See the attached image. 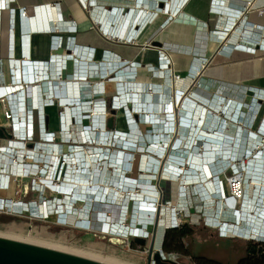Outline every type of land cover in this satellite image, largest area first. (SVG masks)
Returning a JSON list of instances; mask_svg holds the SVG:
<instances>
[{"label": "bare ground", "instance_id": "1", "mask_svg": "<svg viewBox=\"0 0 264 264\" xmlns=\"http://www.w3.org/2000/svg\"><path fill=\"white\" fill-rule=\"evenodd\" d=\"M90 2L94 4L95 0ZM152 3L153 2L150 0L137 1L136 4L140 5L141 7H143V4L148 7V13H145L144 16L143 11H139V9H136L135 7L126 17H124L121 12L118 13V9H116L115 12L111 14L104 13L107 12V10L102 11L96 9L94 11V17L97 22H101V24L99 23V26L102 25L104 32L108 33L109 38L119 39L124 42L132 41L139 34V32L134 29L137 23L141 22V27L143 28L152 20ZM85 5L87 7L90 6L89 0L85 2ZM5 6V0H0V12H2V9H4ZM178 7L180 8L179 4L177 5V8ZM19 13L18 25L19 32L21 34L19 42L20 57L13 58L11 61L9 72L10 77H13V80L11 79V84H9L7 88H0V101L6 102L8 110L10 109V112L12 111L13 115L10 118L14 119L15 123L18 124L20 128L19 136L21 137V139H19L22 140L24 137H28V133L25 132V127L29 123L28 120L30 119L32 127L34 123V116L32 112L33 108H31V106L29 110L24 108L26 101H28V97L25 93L28 91L26 85L29 86L30 90L28 92L31 98L33 95V101H35L34 106H38L40 110H43V106L46 103V101L41 100V91L43 86H50L52 88V86L55 85L56 87L57 83H59V81H61L63 78L70 80H72L73 77L74 79L76 77L78 79L84 78L87 76V74H90V71L93 74L97 72V74L106 77L109 74H112L114 70L118 69L122 64H124V62L120 61L119 56L114 55L112 52H97V50L88 51L87 48L85 49V47L73 48L74 51H76L82 58L86 60L83 62V66H78V71L73 73L74 75L68 74V72H65L64 68L62 67L60 69L58 64L63 63L61 61L63 60L62 57H54L53 60L48 59L42 62H35L33 58L34 53L32 44L29 38L31 34L40 31L49 32L54 28H57L60 31L70 30L74 29V27L71 26L70 23L63 24L65 21L61 22L63 17L58 12L57 6H44L34 10L32 14L28 13L27 11L21 12V10ZM45 15L48 18L47 20ZM113 23H116L117 25L114 30L112 29ZM232 40L236 41V46L243 48V46L238 42L237 38L234 37ZM90 56H95V59H98V61L102 63L99 66V70L90 68L86 64L87 59ZM104 59L106 61L108 60L109 62L105 64L103 62ZM168 61L170 62L171 60ZM169 62H167V64ZM169 67L172 69L171 66ZM1 72L2 71L0 69V74ZM194 72L197 71L194 70ZM194 72L193 75H197L194 74ZM170 74H172L171 78H173L172 70ZM166 76L167 73L164 72L161 77L165 78ZM134 78L135 76L122 73L117 75V78L114 81L118 83L117 89L120 97L115 99V108L118 110L122 106L132 102L135 105V110L142 114V123H147L148 125L152 126L154 125V128H151V132L148 135H144V132L138 125L132 126L133 132H107L104 129L106 122L103 120V116L107 115V118L112 121L114 120V117L102 111H96L95 107L91 105L94 103L93 99H86L84 101L81 100V102L83 101V109L93 112L92 119L94 120V124H96V126L100 129V133L90 130L86 131V138H91L99 143H105L107 148L111 142L116 140L115 142H117V144H121L122 147H126L127 150L119 148L113 149L110 147L108 149L104 148L102 151L96 150L94 152H90L86 151L83 147H79V149L76 151L77 157L70 153L69 155H65L64 158L62 157V160L60 161V168L62 166L63 160H66L65 171L67 168V181L72 182V176H74L73 173L75 171V167H72L71 165H73L74 159L80 157L83 164V171H80L82 174L81 179L79 178L78 181L74 179V183L69 185L66 183L56 184L54 181L52 182L51 179L53 178H51V176L53 174L54 168L56 169L58 164L57 157H54L57 147L46 142L43 149L45 153L43 163H51V161H53L54 165L51 166V169L46 173L45 177H43L45 178L43 180L44 183L48 184L57 192L61 191L67 194L73 193V190L76 186L79 188L78 192L76 191V194H73V201L77 202L74 207L72 206L73 203L71 202L65 206L66 203H55V201L52 200L50 203L51 206L49 208H51V210L53 209L56 214L64 212L61 214V219H63V216L67 218L68 212L76 213V217L79 216V219L77 220V227L88 229L90 224L89 220L91 219L92 213L91 210L94 203L93 201L96 198L95 196L88 195V188L92 190L93 184L91 183H96L97 181H99L98 183H100V181L106 183L105 177L110 174L109 169L110 166H112L113 169H115V173L112 175L110 174V182L113 186H120L122 182L123 185H121V187H124V183H128L130 186L135 184L137 187L135 189L130 186H125L128 188L126 192L118 191L116 201L121 202L124 198H126V203H118L116 205V203L114 204L111 201L114 197L113 192H116L115 187L113 186H109L107 189V192L110 193L107 194L106 197H100V201H105V206L112 214L110 216L107 212H104L99 215V218L103 223L102 230L104 233H113L116 237H114L112 240L116 243L123 242L121 237L122 235H138L142 236L143 238L151 236V231L147 225L152 224L155 221L159 212L160 203H162V193L161 189L158 188L157 182L163 183L165 179H170L173 177H180V179L183 180V187H186L189 184L195 185L196 191L198 194H201L202 199H208L207 201L214 200L215 203L217 202L215 206L217 210L214 213L207 215V222L212 228L219 229L224 235L228 237H241L257 242L264 241V145H262L263 147L260 148L261 150L254 152L257 146H261L262 140L260 138L259 132H254L246 128L253 123L251 114L253 113L255 107L253 111H251V108L246 110L243 109L245 108L244 101L227 100L225 104H223L224 98L217 97L215 100L212 98L209 100L206 99L204 100L206 106L201 109L199 119L191 130V128H189V126H192L191 115L196 103L192 102L193 104H191L190 100H186L182 94L183 90H177L176 92L175 86L173 85L175 84L173 79L171 81V86L164 88V86L159 87L156 84L153 87L156 91H163L160 101L154 102L152 100L147 101V98L149 97L148 93H151L152 95L149 85H136ZM31 81L35 82L34 84L37 82H46L40 87H36L35 85L32 87L33 84H30ZM53 81L56 82V84H53ZM60 84L62 86L55 94L61 97L60 99L62 102L64 104H80V99L75 98L74 96H77L81 93L74 90V92H76L75 95L73 97H68V94L65 90V84H67V81L65 83L61 82ZM81 85H85V89L83 90L86 92L85 94H87V96L100 93L103 90V84H98L97 86H93L91 84V87L89 84ZM184 86L186 87L188 84L186 83L185 85L184 83ZM67 87L69 88L68 91L70 94L72 91L69 85H67ZM56 89L58 88L56 87ZM79 90L80 89H78V91ZM164 90H166V92L169 94H165ZM18 92H20L21 95L17 96L16 98L15 95ZM253 96L255 99H257L258 97H264V94L257 92ZM149 98L151 99V97ZM20 102H23L22 106ZM96 103H98L99 106H105L104 101L95 102V104ZM19 106L21 107L19 108ZM176 106L178 107V114L176 112ZM255 106H257L256 103ZM20 109L22 111H20ZM126 109L131 122H135L132 119L134 117L130 116L131 110H128V107ZM70 112L71 109L67 108L66 114L63 115V129L65 134L64 138L68 141L71 136L69 133H66V129H71L69 125V116L71 115ZM218 113L223 114L224 116L217 115ZM216 119L218 123L217 131L210 133L208 131V127L211 128L212 125H215L214 122ZM169 122L174 125H169V127H167V123ZM232 124H236V127L234 133L229 134L225 128H227V125ZM8 127V125L4 126V128ZM259 128H261V132L264 133V123L260 125ZM152 130L155 131V134H153ZM43 135L44 138L54 140L53 135ZM130 135H136L139 139V142L141 143L139 144L130 141ZM20 140L7 141V143H5L6 140H4V143L2 145L0 144V160L2 159V165L0 164L1 169H3L5 164L8 167L10 166L9 168H11L13 172H32L34 174L36 173V175H41L42 173L40 172L41 168L39 165H29L30 162H27V165L25 164L23 167H21L18 161H15V159L10 157V153L14 151L13 149L15 148V145L19 146L23 144ZM181 141H188L187 149L191 150V155L188 159H184L183 157L177 155H168L169 149L171 148L172 150L173 147L174 149H178ZM170 142L172 144H170ZM210 142L221 144L224 146V149H214L212 148ZM27 150L30 149H25V151ZM134 151L152 152V155L146 154L138 160V167L140 166V169H143L142 172H144V174L140 177L141 179L128 176L129 173L132 172L131 166L134 165ZM153 153L158 154L160 157H164L167 154L168 157L166 161L162 163V160L154 156ZM252 153L255 154L256 159L251 161V158L249 157L252 155ZM29 154L33 156V159L39 158V156L37 157L36 152H32V150ZM253 157L254 156H252V158ZM101 160L104 162V166L101 168V170H99L98 166ZM219 160L220 162H217ZM239 161L242 162V164L239 163ZM186 164L189 166L186 167ZM228 166L234 168L237 173L236 176H233L230 179V183L231 185H234L235 191L238 190L236 187L243 185V182L246 179V174L249 175L248 179L252 181V183L250 182L249 191L246 194L247 196H242V198H240L241 200L234 198L230 193L228 183L229 181L224 183L222 181L223 178L215 176ZM243 168L246 171L243 170ZM97 175L99 176V179H97ZM121 176L123 177L122 180ZM89 177L93 178V182L90 181ZM96 187L98 188V194L100 196V194H102L101 189L104 190V187L101 185ZM138 191L141 194V198L133 199V203L130 205L131 199L127 197H132V195ZM181 193L180 207H187V201L185 200L186 191L183 189L181 190ZM88 197H90L92 201H87L86 199ZM84 200H86L85 203ZM17 205L18 203L10 204L8 202H3L0 199V206L2 207L19 209L20 206ZM59 205L62 206V208H59ZM29 206L36 214L41 215V213H43V208L40 210L42 205H28V209H30ZM24 207V205L21 206V208ZM116 210H120L119 216L115 215L117 213ZM176 211V209L172 208L169 210V221L173 225H176L177 223ZM229 215L233 218V221L224 220V217H228ZM53 216H57V218H59L58 215ZM117 217L118 221L116 220ZM112 219L116 221H113ZM62 222L66 223L67 220H62ZM7 227L10 230V232H6L7 234H12L11 232L20 229L15 224L9 225ZM40 242L45 245L48 244L49 247L51 245L50 248L54 247L63 251L80 253L83 256L92 257L94 259L98 258L97 253L94 252L98 250L92 251V248H90V251H88V249L85 247L75 244L66 250L64 248L65 246L63 239L54 240L48 238L46 235H43L42 241L40 240ZM105 262L109 264H139V260L135 257H119L115 254L110 255L105 260Z\"/></svg>", "mask_w": 264, "mask_h": 264}, {"label": "rangeland", "instance_id": "2", "mask_svg": "<svg viewBox=\"0 0 264 264\" xmlns=\"http://www.w3.org/2000/svg\"><path fill=\"white\" fill-rule=\"evenodd\" d=\"M97 29L98 25H97ZM115 42L116 41L114 40ZM113 41V42H114ZM122 43H119L120 46L126 47L129 50H137L136 48L141 47L146 49L145 46H141L139 39L136 41V43H128L126 44L125 42L121 41ZM151 42H148V44ZM152 48V47H151ZM111 51V50H110ZM125 51H127L125 49ZM128 52V51H127ZM75 55L74 58L84 62L86 61L84 58H82L77 52H73ZM57 55V54H56ZM49 56V55H48ZM52 56H55L54 54H50L49 57H47V60L50 59ZM65 59H67V55L65 56ZM54 59V58H53ZM128 60V59H127ZM130 62H132V58H129ZM1 63H3V58H0ZM11 61L12 59H7L6 64H4L3 69H1V74H0V85L8 87L9 84H11V77H10V72L9 68L11 66ZM103 62L106 64L109 62L108 60L106 61L105 59ZM91 67H97L99 70L101 62L98 61V59H95V56H91L87 59V62ZM62 63H60L61 65ZM65 65V64H64ZM63 65V66H64ZM134 65V66H132ZM130 64H123L121 65L118 69H115L112 74H109L106 77L101 76L100 74L96 75H90L84 77L83 81H80L77 77L72 80L70 79H65L63 78L60 83H65L67 81V84L69 85L71 89V96L75 95L74 90L77 89V86L81 84H91L93 86H97L98 84H103V90L100 93H95L94 95H85L82 100L86 99H93L94 103L91 104L95 107L96 111H101L110 114L111 116L114 117V120H109L107 118V115L103 116V120L106 122V125L108 122H113L115 124V128L113 129H106L107 132H118V131H124L126 133L128 132H133L132 126L133 125H138L141 130L144 132V135H148L151 132V128L154 126L148 125L147 123H142V114L135 110V105L133 103H128L125 106H122L120 109L115 110L113 106V99L114 97L118 96V83L114 80H116L117 75L119 73H123L125 71L126 75L130 76H135V83L137 84H146L149 85V88L152 90V95L151 93L149 94L147 101L153 100L158 102L160 101V98L162 96V92L156 91L155 88H153L156 84L159 82L161 85H166V81L170 78H165L162 77V81H157L156 78L160 77L163 75L164 72L167 73L168 70L163 69L162 71H156L155 73L151 72L149 70V64L142 65L140 63H133ZM67 72L68 74H73L78 71V66L76 64L74 65L73 61L67 62ZM108 66V64H107ZM152 66H158V65H152ZM1 68V67H0ZM163 68V66H162ZM86 70V69H85ZM170 74V73H169ZM190 74V70L188 72V76ZM116 77V78H115ZM167 77V76H166ZM196 78V76H194ZM46 82V81H45ZM45 82H37L36 84L33 83L32 87L35 85L36 87H40L43 85ZM56 84V82L53 81V84ZM153 85V86H150ZM28 87V85H26ZM45 87V86H43ZM52 86L51 92H56L60 86L56 85ZM176 87H179V85H176ZM29 88V87H28ZM61 88V87H60ZM55 89V90H53ZM30 90V89H29ZM35 90V88H34ZM128 90V89H127ZM77 91V90H76ZM33 92V90H32ZM177 92V91H176ZM31 94V93H30ZM139 94V93H138ZM147 94V96H148ZM42 96L44 99H46L49 94L47 90L42 93ZM52 102H46L45 105L43 106V110L38 109V106L35 105V101H33V95L32 98L28 99V106L33 108V116H34V135L30 137H26L23 141L20 140L23 144L16 146L14 148L13 153L11 154L12 158L15 159V161H18L21 167H23L27 162H30V164L34 165H39V167H42L43 161H44V145L46 142L49 144L47 140L43 137V132H52L55 133L54 136V141L50 142L54 144L57 147V151L54 153V157H57L59 161L62 160V157L64 158L65 155L74 154L77 156L76 151L79 149V147H83L86 151L94 152L96 150L102 151V149L106 148H119L123 150H127L126 147H122L121 144H117V142L113 141L109 144V147H106L105 143H99L96 142L95 140L89 142L90 140L86 138V131L87 129H94L95 132L100 133V130L97 128L96 124H94V120L92 119L93 112L91 111H86L83 109V103L81 105H70L71 108L74 110H77L79 112H82L84 115L81 113L77 114L73 125L71 126V129L69 131L70 134V139L69 141L66 140L64 137V132H63V115L64 111L67 107L66 104L62 102L61 98L59 95L51 94ZM104 97L107 100L106 107H100L98 103L95 104V100ZM194 97H196L194 95ZM259 98V97H258ZM253 99H255L254 96H248L244 98L245 102V108L243 109H248L252 108L251 105L253 104ZM46 101V100H45ZM226 102V100H224ZM110 103V106H109ZM95 104V105H94ZM90 105V106H91ZM263 107L261 112L258 114V118L255 120V118L252 120L253 123L250 125V129L254 132H260L261 128L259 126L261 125L263 119H264V102L262 103ZM136 112L130 113L133 119L136 123L132 124L131 120L129 119V116L127 114V109ZM198 107V106H197ZM203 108L202 104L199 105V107L196 109L194 113V118L192 120V126H189V128H193L195 123H197L199 119V114L201 109ZM115 110V112H114ZM10 109L8 110L6 102H1L0 101V130L6 134L5 137H1L0 139L2 140H8V141H19L18 138V133L16 132V126L14 124V119H11L10 117L13 114H10ZM176 112L178 114V107L176 106ZM176 114V115H177ZM220 116H224L223 114H217ZM256 115V114H255ZM255 115L253 117H255ZM126 118V120H125ZM5 125H8V128H4ZM244 125V124H243ZM246 126V125H245ZM236 124L232 125H227V128L225 130H228L229 134H232L235 130ZM154 128V127H153ZM259 128V129H258ZM249 129V128H248ZM153 134H155V131L152 130ZM8 134H11L12 136L9 137ZM16 135V136H15ZM102 137V136H101ZM261 140H263L262 137H260ZM129 140L135 143H141L139 142V139L136 135H130ZM177 140V139H176ZM251 140V139H250ZM264 141V140H263ZM187 142L188 141H181L179 144L178 149H169L168 155H177L180 157H183L184 159H188L191 155V150L187 149ZM170 144H172L170 142ZM211 144V143H210ZM264 142L261 143L260 147H256V150L254 152L261 150L260 148L263 147ZM212 148L214 149H224V146L218 145V144H211ZM30 149L25 151V149ZM264 149V148H263ZM36 152L37 157L39 158L33 159L29 153L31 152ZM129 150V149H128ZM75 151V152H74ZM225 151V150H224ZM201 152V151H200ZM135 158L133 159V168L132 172L129 173L128 176L134 177L136 179H141V175L144 174L143 169H140V166L138 167V160L139 158H142L146 154H151L152 152L149 151H134ZM154 154V153H153ZM168 155L166 154L164 157L158 156V154H154V156L160 158L162 160V163L166 161ZM23 158H22V157ZM252 156H255L254 153L249 157L252 159ZM21 157V158H20ZM77 159H74L72 167H75V171L77 172L73 173L74 176H79V168H80V163L79 161H76ZM32 161V163H31ZM66 160H63L62 162V167L61 171L59 174V177L54 180V182L57 184H65L67 182L65 178V162ZM55 162V161H54ZM220 162V160L218 161ZM52 165L54 164L53 161H51ZM239 163L242 164V162L239 161ZM27 165V164H26ZM102 165V166H101ZM104 166V162H99L98 169L101 170V168ZM189 166L186 164V167ZM10 167V166H9ZM23 171V169L21 168ZM115 169H113L112 166H110L109 172L110 174H114ZM243 170H245L243 168ZM71 171V170H70ZM246 171V170H245ZM244 171V172H245ZM222 178H225L226 180L231 179L235 175V170L234 168H231L230 166L226 167L223 171H221ZM19 176H14L11 184V188L9 190L5 191H0V197H4L7 199V201L11 203H21V206H25L24 208H21L18 210V213L12 212V209L10 208L7 211H0V236L4 237H10V238H17V239H22L24 241H30L33 242L34 244H39V245H45L40 240L42 241V236L46 235L48 238L51 239H63L64 243V248L68 250L72 245H79L82 247H85L90 251L89 249L92 248L94 251L97 253L98 258L100 261L105 260L112 254L118 255L119 257H135L139 260V264H147V258H148V246L150 243V239L147 240L146 246H142L138 243H136L131 237H128L126 235H122V241L121 243H116L112 239L116 237L113 233H104L102 230V224L99 222L98 219V211L103 210V205L100 202L93 203L92 206V213H91V223L88 229H82L77 227V220L79 219L76 217V213L73 212V214L69 215V219L67 220L66 223H63L62 221H59L57 216H51L49 218H41L32 213L28 209V205H31V203L37 202L38 204H41L47 199H52L53 197L57 196L58 198L61 199V201L64 203L65 201L63 199L66 198L69 199L71 198L72 195H64L62 194L63 192L60 191V193H53L52 190L46 187V185L42 184L43 177H45L46 174H41V175H34L30 173H24V172H19ZM108 175L105 177L106 183L103 181H97L96 183H91L93 184V188L98 185H101L104 187V190H102L103 193L107 191L109 186H113L111 184V175ZM64 175V176H63ZM122 177V176H121ZM249 175L246 174V179L243 182V189L244 193L247 194L249 191L250 187V182L252 181L248 179ZM99 179V177H97ZM123 177L121 178V180ZM78 181V179H76ZM93 182V180H90ZM156 183V181H155ZM41 185V186H40ZM121 185L122 182H121ZM120 186H113L115 187L116 192H113L114 197L111 200L114 204L116 205L119 203H126V198H124L121 202L116 201V196L118 195L119 192H126L127 187L125 186H130L128 183H124V187ZM158 188L161 189V197H162V203H160V223H159V230H158V241H157V249H160L163 253L164 256L176 260L182 264H201L198 260L194 259L191 254V242L187 238H181L179 231L175 230L176 225L183 227L186 224H190L195 228L197 231L198 235L201 237H209L211 235L215 237H221V238H239L242 239L245 242H257V241H251L247 240L241 237H228L224 235L219 229L212 228L209 223L207 222V215L214 213L216 209V203L214 200L207 201L205 199H202L201 194H198L196 191V186L195 185H187L186 187H183V180L180 179V177H173V178H168L163 181V183L157 182ZM133 188H137L135 184L133 186H130ZM106 188V190H105ZM186 191V204L187 207H180V197H181V190ZM79 188L77 186V192ZM52 191V192H51ZM96 190H92L90 193V196L95 195L96 200H100L99 194H96ZM110 193V192H109ZM108 193V194H109ZM102 195V194H101ZM100 195V196H101ZM140 193L135 192L132 197H127L131 199V204L133 199L141 198ZM106 195L104 194V197ZM247 196V195H245ZM109 197V196H108ZM241 200V199H240ZM69 201V200H68ZM210 202V204H209ZM73 203V207H74ZM118 207V206H117ZM176 209V218H177V223L176 225H173L169 221V210L170 209ZM122 209V208H121ZM107 212L110 216L112 215L108 209L104 210ZM117 213L115 214L116 216H119L120 210H116ZM118 217L116 218V220ZM113 221H116L112 219ZM224 220L226 221H233V218L230 217H224ZM118 221V220H117ZM15 224L18 226L20 229L17 231L11 232L12 234H7L6 232H10L9 228L7 226ZM147 227L150 229L151 232H153V227H154V222L152 224H148ZM167 242V246L164 247V242ZM49 247V245H45ZM51 247V245H50ZM54 248V247H53ZM63 248V249H64ZM57 249V248H55ZM60 250V249H59ZM239 249H236L235 252L230 251L228 248L224 249V244L220 245L219 247H213L210 248L206 251V256L209 258H214L218 259L224 262L228 263H235L243 256V253L238 251ZM63 251V250H62ZM68 252V251H67ZM83 256V255H82ZM87 257V256H85ZM92 258V257H89ZM107 263V262H106ZM155 264V262L153 263ZM206 264H211L209 261H207Z\"/></svg>", "mask_w": 264, "mask_h": 264}, {"label": "crops", "instance_id": "3", "mask_svg": "<svg viewBox=\"0 0 264 264\" xmlns=\"http://www.w3.org/2000/svg\"><path fill=\"white\" fill-rule=\"evenodd\" d=\"M96 1L95 5L86 8L80 0H7V8L2 9L1 12V58H3V63L0 61L1 69L7 59L20 57L21 34L18 17L21 8L57 6L58 12L63 17L61 22L70 23L74 29L60 31L54 28L49 32L40 31L31 34L29 38L35 62L46 61L50 54L66 56L76 52L74 47H91L97 52H112L121 60L132 58V62L142 65H160L162 51L171 55L173 59L171 67L178 77L180 76L179 80H182L180 81L182 84H177L176 81L173 84L176 91L183 90V97L190 100L191 104L196 103L198 107L202 104L204 108L206 106L204 100L211 98L244 101V98L253 96L257 92L264 94V47H262L264 0H222V3H218L219 0H188L187 5L184 6L181 5V1L177 16L171 15L170 10L162 13L157 8H152L150 23L142 30H138L139 25L134 29L139 32L138 39L141 46L154 41L161 42L163 46L146 49L138 47L137 50H129L120 46V42L108 40L106 35L97 29V25L99 28L101 22H97L94 17L96 9L107 10L104 12L107 14L111 13L109 9L116 7L117 9L136 7L139 11H143L140 9L141 6L136 4V0ZM234 21H236L235 26ZM112 26L113 30L117 27L116 23ZM245 30H250L252 34L255 32L260 37V44L250 43L249 46L252 47L250 49L224 48L227 45H236V41L232 40L234 37L240 42V36ZM195 57L198 60L203 59L204 66L200 70L199 66L193 65ZM63 64L65 63L61 64L62 68H64ZM193 67L195 71L197 70L194 72L197 74L196 78L188 76L189 70ZM122 74H126L125 71ZM161 78V76L157 77L156 80L162 81ZM184 83L188 86L185 87ZM58 85L60 86V82ZM157 85L166 88L172 83L168 80L166 85H161L160 82ZM160 91L163 93L162 90ZM164 93L169 94L166 90ZM257 100L263 103L264 97L253 99L251 111ZM251 118L254 119L253 116ZM214 124L211 128L208 127L210 133L217 131V119ZM249 126L246 128L251 130ZM104 129L106 130L107 127ZM259 135L264 140V134L259 133Z\"/></svg>", "mask_w": 264, "mask_h": 264}, {"label": "built area", "instance_id": "4", "mask_svg": "<svg viewBox=\"0 0 264 264\" xmlns=\"http://www.w3.org/2000/svg\"><path fill=\"white\" fill-rule=\"evenodd\" d=\"M81 2H82V4L87 8V6L85 5V2H87L88 0H80ZM90 1H92V0H89V5H95V3L97 2L96 0H95V3L93 4L92 2H90ZM137 1L138 0H136L135 2L137 3ZM150 1H152L153 3H152V8H157L159 11H161L162 13L163 12H166V11H168V10H170V14L171 15H174V16H177V14H178V9L180 10V8L178 7L177 8V5L182 1V6H184V5H187V3H188V0H150ZM5 2H6V6L4 7V9L5 8H7V0H5ZM223 1L222 0H219L218 1V3H222ZM177 3V4H176ZM153 4H154V6H153ZM140 6V5H139ZM143 7H140V9H142L143 10V16L145 15V13L147 12V6H145L144 4L142 5ZM179 6H180V4H179ZM39 8H42V7H38V8H33V7H24V8H21V12H25V11H27L28 13H30V14H32L33 13V11L34 10H36V9H39ZM124 8L125 7H119L118 8V13L119 12H121V14H123L124 16H128L130 13H131V10H133L132 8H130V9H128V11L126 12V13H124ZM152 8H151V10H152ZM114 9L116 10L117 9V7L116 8H113V10L112 11H109V12H111V13H113L114 12ZM244 9V8H243ZM111 13H109V14H111ZM0 23H1V12H0ZM233 24H234V26H235V24H236V21H234L233 22ZM139 25V26H138ZM138 26V30H142L143 28L141 27V22H138L137 23V25L135 26V28ZM53 30V29H52ZM99 30L102 32V34H105L106 35V38L108 39V40H116V41H119L120 43H122L121 41L122 40H119V39H111V38H109L108 37V33L106 32H104V30H103V27H102V25L101 26H99ZM51 31V30H50ZM1 37V36H0ZM138 40V36L135 38V39H133L132 41H126L125 43L126 44H128V43H132V42H134V43H136V41ZM260 37L258 36V35H256V33L254 32L253 34H252V32L250 31V30H245V31H243V34L240 36V45H242L243 46V48H252V47H250L249 45H250V43H253V44H260ZM124 42V41H123ZM263 42H264V40H263ZM146 48H155V46H152V43H149V44H147L146 46H145ZM231 48V50H233V49H235V48H239L238 46H236V45H227L226 47H224V48ZM262 47H264V45H262ZM87 48V50L89 51V50H93L94 51V49L93 48H91V47H85V49ZM261 48V47H260ZM96 51V50H95ZM107 52V51H106ZM221 52V51H220ZM0 53H1V39H0ZM59 55V54H58ZM57 55V57H62L63 58V62L65 63V65H67V62H69V61H73L74 62V65L76 64V66H83L84 65V63L82 62V61H80V60H78V59H76V58H74V54L73 53H69V54H67V59H65V57L64 56H61V55H59L58 56ZM115 55V54H114ZM72 56V57H71ZM54 57H56V55L55 56H52L51 57V60H53V58ZM91 57V56H90ZM160 57H161V63H160V65H158V66H152V65H150L149 66V70L151 71V72H153V73H155L156 71H162L163 69H166V70H168L167 71V77H165V80H166V78H170L169 80L170 81H172V79H174V82L176 81V83L177 84H182L180 81H182V80H179L180 79V76L178 77V75H177V73H175V71L173 70V69H171L169 66H171L172 65V62H173V59H172V57H171V55L168 53L167 54V52H160ZM0 58H1V56H0ZM120 58V57H119ZM13 60V59H12ZM168 60H171L170 62L168 61ZM120 61H122V62H124V64L126 65V64H128V62L132 65L133 63H135V62H130L129 60H121V58H120ZM167 62H169L168 64H167ZM60 63V62H59ZM198 63V64H197ZM90 68H95V69H97V67H91V65H89V63H86ZM194 64H196L197 66H199V70H200V68L201 67H203L204 66V62H203V59L202 58H200L199 60L197 59V57H195L194 58V61H193V65ZM59 65V67H61V65L60 64H58ZM64 65V64H63ZM64 65V70H65V72H67V66H65ZM123 65V64H122ZM192 65V66H193ZM132 66H134V65H132ZM162 66H163V68H162ZM1 69V68H0ZM171 70L173 71V78H171V75L172 74H169V73H171ZM194 67L193 68H191L190 69V74H189V76L190 77H194V76H196V75H193V72H194ZM197 71V70H196ZM95 74H97V72H95L94 74L93 73H91V71H90V74H87V76H90V75H95ZM71 75H74V74H71ZM11 79L13 80V77H11ZM66 79V78H65ZM84 79L83 78H80V81H83ZM33 83H35V82H33V81H31L30 82V84H33ZM172 83V82H171ZM67 85L68 84H65V90H66V93L68 94V97L70 96L71 97V93L69 94V88L67 87ZM62 85L60 84V87H61ZM90 86V85H89ZM29 87V86H28ZM27 87V90L29 91V88ZM91 87V86H90ZM0 88H7L6 86H3V85H0ZM78 89H80L79 91H78ZM83 89H85V85L84 86H82V85H79V86H77V92H80L81 94H78L77 96H74L75 98H78V99H80V104H70V103H65L66 105H67V107H66V109H65V111H64V114H66V112H67V108H69V109H71V115L69 116V118H70V121H69V125H70V127L73 125V123H74V121H73V119L75 120V118H76V116H77V114L79 113H81L82 115H84L82 112H79V111H77V110H74L73 108H71L70 107V105H81L82 104V102H81V100H82V98L85 96V95H87V94H85L86 92L83 90ZM104 89V88H103ZM47 90V92H48V94H49V96L46 98V99H44V97L43 96H41L42 97V99H43V101H45L46 100V102H48V101H50V102H54L52 99V96H51V94H55V93H57V91L56 92H51V88H50V86H46V87H43L42 88V93L43 92H45ZM55 90V89H54ZM151 90H152V88H151ZM28 91H26L25 93H26V95H27V97H28V99H29V97H30V95H29V92ZM76 93V92H75ZM19 95H21V93L20 92H18V93H16V98H17V96H19ZM56 95V94H55ZM73 97V96H72ZM117 97H120V94H118V96H116V97H114V99H113V106H115V99L117 98ZM31 98V97H30ZM41 99V100H42ZM60 99V98H59ZM214 99V98H213ZM152 100H153V98H152ZM96 102H99V101H104L105 102V106H100V107H106V104H107V100H106V98H104V97H100V98H98V99H96L95 100ZM171 102H172V100H171ZM21 103V106L23 105L22 103L23 102H20ZM130 103H132V102H130ZM256 103H257V106H254L255 107V111H253V113L251 114V116H254L255 114V120L258 118V114L261 112V110H262V107H263V105H262V102H259L258 100L256 101ZM223 104H224V102H223ZM21 106H19V108L21 107ZM258 106H259V108H258ZM24 108H26L27 110H29V106H28V101H26V104L24 105ZM39 109V108H38ZM114 109L116 110V108L114 107ZM196 109H197V105L195 106V108H194V110H193V113H192V115H191V119L193 120V118H194V113H195V111H196ZM20 111H22L21 109H20ZM102 112H103V110H101ZM32 112H33V110H32ZM130 112H132V110L130 111ZM105 113V112H104ZM132 113H134V111L132 112ZM11 114H13L12 113V111H11ZM134 114H136V112L134 113ZM29 117V116H28ZM28 125H26V127H25V132L26 133H28V137H30V136H33L34 135V123H33V127H32V123H30L31 121H30V119L28 120ZM134 123H136V122H132V124H134ZM264 123V119H263V121H262V123H261V125ZM14 124H15V126H16V132L18 133V137H20L19 136V134H20V128H19V126H18V124H16L15 122H14ZM137 124V123H136ZM169 125H171V122H169V123H167V127H169ZM173 125V124H172ZM106 127V126H105ZM98 128V127H97ZM99 129V128H98ZM94 131V129H87V131ZM100 130V129H99ZM30 131H32V132H30ZM66 133H69V131H70V129L68 128V129H66ZM63 132H64V129H63ZM259 133H262L261 131L259 132ZM43 134H45L46 136L47 135H53V136H55V133H52V132H43ZM262 134H264V133H262ZM16 136V135H15ZM43 137H44V135H43ZM26 137H24L23 139H22V141L25 139ZM19 139V138H18ZM20 139H21V137H20ZM45 140H47L48 142H49V144L50 145H54V144H52V143H50V142H53L54 140H49V139H47V138H45ZM89 142H91V141H93V139H91V138H89ZM4 140H2V139H0V144L2 145L4 142H3ZM7 141L8 140H6V142L5 143H7ZM214 143H216V142H214ZM217 144V143H216ZM250 144V143H249ZM218 145H221V144H218ZM55 146V145H54ZM14 150V149H13ZM256 150V149H255ZM13 152V151H12ZM12 152L10 153V157H12L11 156V154H12ZM76 156V155H75ZM77 157V156H76ZM77 160L76 161H79V163H80V168H79V172L82 170L83 171V164H82V161H81V159H80V157H78V158H76ZM102 161V160H101ZM100 161V162H101ZM2 159L0 160V164L2 165ZM218 162V161H217ZM60 161L58 160V164H57V166H56V169L54 168V171H53V174H52V176H51V178H53V179H51L52 180V182L55 180V179H57L58 177H59V174H60V171H61V168H60ZM1 165H0V179H1V182H0V191H5V190H9L10 188H11V184H12V180H13V177L14 176H19L20 174L18 173V172H13L12 170H11V168H9L7 165H5L4 164V167H3V169H1ZM54 165V164H53ZM51 166H52V163H48V162H46V163H43V165H42V167H40L41 169H40V172L42 173V174H46L50 169H51ZM62 167V166H61ZM132 168H133V166H131ZM75 170V169H74ZM75 172H77V170L76 171H74V173ZM25 173V172H24ZM30 174H32V175H34V173H32V172H30ZM67 171H66V173H65V178H66V181L65 182H67L66 184H73L74 182L73 181H75L76 179H78L79 180V178L81 179V177H82V174H81V172H80V174H79V176L80 177H78L77 176V174H76V176H72V182H70V181H67ZM89 174V173H88ZM222 172H219L217 175H215V176H217V177H221L222 178ZM237 175V173L235 172V175L234 176H236ZM98 176V175H97ZM75 177V178H74ZM99 177V176H98ZM90 178V180H93V178H91V177H89ZM45 179V178H44ZM43 179V180H44ZM75 179V180H74ZM224 183H226V182H228L229 183V189H230V193L232 194V196L234 197V198H237L238 200H240V198H242V196H244L245 197V193H244V189H243V185L242 186H238V187H236V188H238V190L237 191H235V188H234V185H231V183H230V179H228V180H226L225 178H223V180H222ZM42 184L43 185H46V187L47 188H49L50 190H52L53 191V193H60V192H57L55 189H52L48 184H46V183H44V181H42ZM41 186V185H40ZM76 190H77V186L74 188V190H73V193H69V194H67V193H62V194H64V195H72L71 196V198H69V199H67L66 200V198L65 199H63L65 202L64 203H66V205L65 206H67L68 205V203H74V204H77V202H74L73 201V194L75 193L76 194ZM92 190H96L97 192H96V194H98V188L96 187V185H95V187L94 188H92ZM90 188H88V195L90 196V193H91V191H92ZM51 191V192H52ZM104 194L107 196V194H108V192L106 191L105 193H103L102 192V196H99V197H103L104 196ZM101 195V194H100ZM93 196H95V195H93ZM105 196V197H106ZM0 199L3 201V202H8L7 201V199L6 198H4V197H0ZM52 200H54L55 201V203H60V202H62L61 201V199L60 198H58L57 199V196H55V197H53L52 199L50 198V199H47V200H45L44 202H42L41 204H38L37 202H34V203H31V205H37V206H41L42 205V207H40V210L43 208V213H41V215L40 214H36L33 210H32V208L29 206V210L32 212V213H34L35 215H37L38 217H40L41 216V218H49V217H51V216H53V215H58L59 216V218H58V220L59 221H62V220H68V216H69V214L71 215V214H73L72 212H68V215H67V218H65L64 216H63V219H61V214H63L64 212H60V213H58V214H56L55 213V211H53V209L51 210V208H49L50 206H51V201ZM69 200V201H68ZM87 201H89V200H91L90 199V197H88L87 199H86ZM86 200H84V203H85V201ZM102 200V199H101ZM92 201V200H91ZM94 203H96V202H100V203H102V204H104L102 207H103V210H100V212L98 211V219H99V222H101L102 223V221L100 220V218H99V215L101 214V213H104L105 211L104 210H106L107 209V207L105 206V201H100V200H96V198L94 199V201H93ZM9 203V202H8ZM132 203H133V201H132ZM21 203H18V205L17 206H20V208L19 209H16V208H14V209H12V212H15V213H18L17 211L18 210H20L21 209ZM130 205H131V200H130ZM73 206V205H72ZM59 208H62V206H60L59 205ZM10 208H5V207H2V206H0V211H7V210H9ZM55 213V214H54ZM89 220V219H88ZM91 220V219H90ZM89 220V221H90ZM90 223H91V221H90ZM103 225V224H102ZM89 226H90V224H89ZM177 227H179L178 225H176ZM176 227V228H177ZM126 236H128V237H131L132 239L134 238V237H136V236H138V235H131V236H129V235H126ZM151 236H152V232H151ZM151 236H147V239H150L151 238ZM140 237H142V236H140ZM148 252V251H147Z\"/></svg>", "mask_w": 264, "mask_h": 264}, {"label": "water", "instance_id": "5", "mask_svg": "<svg viewBox=\"0 0 264 264\" xmlns=\"http://www.w3.org/2000/svg\"><path fill=\"white\" fill-rule=\"evenodd\" d=\"M110 11L113 10L109 9ZM128 11L124 8V13ZM115 12V9H114ZM126 17V16H124ZM152 46L162 47L163 44L159 41L152 42ZM110 106V103H109ZM115 112V110H114ZM108 129L115 128L113 122H108ZM0 136L5 137L6 134L0 130ZM11 137V134H8ZM256 159L255 156L251 159ZM161 208L154 221V227L150 243L148 246L147 264H182L176 260H172L163 255L160 249H157L158 230L160 223ZM133 240L146 246L147 238L136 236ZM254 241V240H251ZM264 242V241H261ZM0 264H109L98 259L82 256L80 253L62 251L55 248H50L44 245L34 244L22 240L13 239L10 237L0 236Z\"/></svg>", "mask_w": 264, "mask_h": 264}, {"label": "trees", "instance_id": "6", "mask_svg": "<svg viewBox=\"0 0 264 264\" xmlns=\"http://www.w3.org/2000/svg\"><path fill=\"white\" fill-rule=\"evenodd\" d=\"M175 230L179 231L181 238L189 239L191 242L190 254L201 264H206L207 261L211 264H264V242H245L239 238H221L213 235L201 237L190 224L179 226ZM221 244H224V249L228 248L232 252L239 249L238 251L242 252L243 256L235 263H228L205 255L208 249L219 247ZM163 246H167L166 240Z\"/></svg>", "mask_w": 264, "mask_h": 264}]
</instances>
